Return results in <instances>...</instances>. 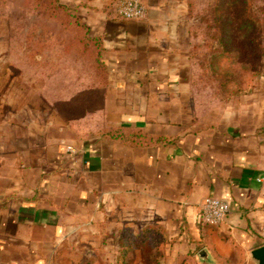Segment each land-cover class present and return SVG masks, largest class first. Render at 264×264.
<instances>
[{"label": "crops", "instance_id": "obj_1", "mask_svg": "<svg viewBox=\"0 0 264 264\" xmlns=\"http://www.w3.org/2000/svg\"><path fill=\"white\" fill-rule=\"evenodd\" d=\"M115 1L61 0L102 38L108 76L98 129L137 128L168 141L130 147L59 129L26 142L24 133L2 132L0 264H48L62 240L86 229L156 223L183 251L217 235L251 248V230L264 234L262 115L253 125L246 114L236 123H193L186 0H143L142 20L119 17ZM207 197L229 205L218 227L198 222Z\"/></svg>", "mask_w": 264, "mask_h": 264}, {"label": "rangeland", "instance_id": "obj_2", "mask_svg": "<svg viewBox=\"0 0 264 264\" xmlns=\"http://www.w3.org/2000/svg\"><path fill=\"white\" fill-rule=\"evenodd\" d=\"M51 5L53 0H0V136L24 133L26 142H31L39 130L48 135L69 129L91 138L101 126L105 89L93 81L89 64L72 51L67 53L65 19L61 16L55 22ZM242 11L257 21L255 37L264 46V0H186L182 14L189 34L185 97L193 123H236L242 114L248 115L251 125L259 114L264 119V59L247 52L243 36L233 26L227 39L231 38L234 56H228V64L219 59L216 74L209 67L210 57L220 51V24ZM224 81L235 86L225 88ZM241 82L244 87L236 91ZM138 231L124 226L116 233L96 228L71 233L48 264H255L249 253L261 246L257 244L264 245V234L251 230V248L233 237L217 235L183 251L175 250L177 237H167L162 246L161 236L146 239L137 236ZM203 249L211 261L198 258Z\"/></svg>", "mask_w": 264, "mask_h": 264}, {"label": "trees", "instance_id": "obj_3", "mask_svg": "<svg viewBox=\"0 0 264 264\" xmlns=\"http://www.w3.org/2000/svg\"><path fill=\"white\" fill-rule=\"evenodd\" d=\"M230 4L234 5L235 1H231ZM51 6L55 11L52 15L55 22H59V17L64 16L65 21L63 29L66 35H68L66 38L67 45L70 46L67 53L72 51L82 62L89 64V69L94 75L93 81L99 84V86L105 87L108 75L106 66L101 58L104 50L102 38L91 34L90 28L78 16L77 7L63 5L57 0H53V5ZM233 16V19H226L224 17L225 20L218 28L220 36L218 39V45L220 51L218 54L215 53L214 57H210L209 59V67L214 70L215 74L219 70V59L225 58V62L227 63L228 56L233 55L234 50L232 48L231 38L227 39L230 35L229 29L231 26H233V31H235L236 34H241L243 36L244 42L247 44V52L249 54L251 53L254 57L258 56L260 59H264V46L262 43L257 42L255 37V30L258 28L255 18L250 13L247 14L246 11L245 13L242 11V13ZM230 66H233V62L230 63ZM226 73L232 74V71L230 70V72H228L226 70ZM221 85L225 88L235 86L231 81H224ZM236 87V91L241 90L244 87V83H237ZM95 137L107 139L130 147L161 145L168 141L165 137L149 135L140 129L125 126H107L99 128L95 133ZM138 235L143 236L146 239H149L154 235H159L163 238L162 246L166 245L168 240V236L163 228L156 223L144 227L138 231L137 236Z\"/></svg>", "mask_w": 264, "mask_h": 264}, {"label": "built area", "instance_id": "obj_4", "mask_svg": "<svg viewBox=\"0 0 264 264\" xmlns=\"http://www.w3.org/2000/svg\"><path fill=\"white\" fill-rule=\"evenodd\" d=\"M114 10L119 17L126 20H142L147 14L143 0H116ZM229 211L226 201L207 197L199 207L198 222L203 226L218 227Z\"/></svg>", "mask_w": 264, "mask_h": 264}, {"label": "water", "instance_id": "obj_5", "mask_svg": "<svg viewBox=\"0 0 264 264\" xmlns=\"http://www.w3.org/2000/svg\"><path fill=\"white\" fill-rule=\"evenodd\" d=\"M251 260L255 264H264V245H261L253 250L250 251L249 253ZM198 258L201 261H211V258L206 250H201L197 254Z\"/></svg>", "mask_w": 264, "mask_h": 264}]
</instances>
